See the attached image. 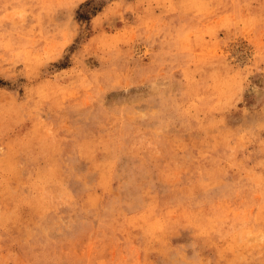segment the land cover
<instances>
[{"label": "rangeland", "instance_id": "374dc122", "mask_svg": "<svg viewBox=\"0 0 264 264\" xmlns=\"http://www.w3.org/2000/svg\"><path fill=\"white\" fill-rule=\"evenodd\" d=\"M0 264H264V0H0Z\"/></svg>", "mask_w": 264, "mask_h": 264}, {"label": "bare ground", "instance_id": "6f19581e", "mask_svg": "<svg viewBox=\"0 0 264 264\" xmlns=\"http://www.w3.org/2000/svg\"><path fill=\"white\" fill-rule=\"evenodd\" d=\"M138 165V164H137ZM18 170V169H17ZM52 173V172H51ZM51 176H53V175H51ZM42 178V177H41ZM53 178V177H52ZM36 180V179H35ZM37 184V183H36ZM41 190V189H40ZM45 198V197H44ZM46 199V198H45ZM209 220V219H208Z\"/></svg>", "mask_w": 264, "mask_h": 264}]
</instances>
